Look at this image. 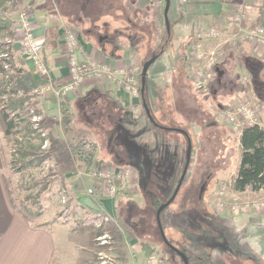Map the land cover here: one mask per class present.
I'll return each instance as SVG.
<instances>
[{"label": "rangeland", "instance_id": "obj_1", "mask_svg": "<svg viewBox=\"0 0 264 264\" xmlns=\"http://www.w3.org/2000/svg\"><path fill=\"white\" fill-rule=\"evenodd\" d=\"M261 2L264 7V1ZM35 3V0L31 3L30 0H20V2L10 6L7 15L13 21L10 29L13 35L7 37L8 35L5 33L2 35L0 41V54H2V50L13 54L16 58V67L19 68L21 65H19L17 60L22 61L24 57L16 49L17 44H20V49L25 53L26 57L32 59L22 45V38L25 36L22 16L29 18L31 22L30 32L27 30L26 34L30 33L33 35L34 25L32 15L37 5ZM164 3L165 1L161 0L159 17ZM174 4H171V11H169L170 33L167 31L164 17H160L158 20L162 28L161 34L158 32L159 27L152 23H150L149 31H147L148 35L146 38L150 48L155 49L154 51L157 54L163 52V55L156 60L157 62L165 61L167 58L170 61L175 60L177 58L176 50L178 47L183 46V50L189 47L187 39H182L176 31L177 24L173 16ZM48 7H54V10L57 13L59 12V5L53 6V3H51ZM70 21H72V17H68L67 20L63 18L59 24L62 27L72 26L80 32L78 24H82V22L77 20L72 23ZM104 31L106 35L108 31ZM116 36L117 34L115 33L114 38L111 37V40L116 41ZM44 47L43 45V57ZM103 48L108 50L105 45ZM149 56L144 57L143 64ZM66 64L68 67L67 60ZM24 66L25 63H22V67ZM141 70L142 65L139 66V75L136 77V81L139 84L141 83ZM31 73L34 75V81L29 89V96H31L30 101L27 103L29 115L24 117L30 118L34 123V128L37 130L35 137H26L20 133L24 123L19 121V118L14 117L18 124L17 128L9 137H6L4 133L0 141L5 158L1 165H3L5 182L7 181V184H9L12 192L10 195L15 205L22 213L25 212L23 209L25 202L28 208L34 212L41 205L43 210H55V218L58 221L67 223V219L71 218L74 220V226L77 228L96 230L97 235L94 243L96 249L93 250V252H96V256L90 264H100L103 259H108V263L106 264H112L113 261L119 264H147L148 258L145 256L141 244L146 240L148 235L144 237L145 239L143 237L140 238L141 236L137 238V234L132 231L130 225L126 222L127 225L124 224V217L121 214H119L120 218L118 220L111 221L109 217L107 219L102 213H93L84 208L81 209L76 203L75 198L77 194L79 195L87 190H91L102 198L118 197L120 212L124 211L123 209L127 202L133 207L143 206L145 203V193L151 189L149 180L153 177V171L155 170L161 171L167 178L166 181L172 183L170 191H166V196L169 198L177 186V180L182 174L187 159V140L185 136L179 132L167 131L162 129V127L158 128L154 126L150 122L142 105L136 109L138 117L133 121L130 113L119 117V107L116 108L111 100L109 103L105 99L98 100L97 103H90V97H83L84 95L82 96L80 93L83 91L82 89L86 80L75 91L58 97L55 92L69 81L59 85L50 76H40L43 82L38 83L36 77L39 75L36 73V70L35 73ZM181 74H184L183 70ZM225 79L226 92L237 88L241 89L243 86L229 82L227 78ZM148 81L149 78H147ZM188 81L189 83L186 86L188 93L185 95V98L182 94H179L178 88H173V96L176 98L170 100L160 96L159 110L156 109L154 101H152L151 106L157 124L160 123L164 125V128L168 129H174V127L180 125L190 132L193 142L190 171L186 183L179 197L161 215L166 236L172 243L178 245L181 243L183 245L181 250L190 257L191 264H197L199 262L198 258H201L204 254L195 245L207 237L219 243L222 241L233 242L236 244L238 252L241 255L247 254L250 256V253L254 260H257L260 264H264V250L259 248L257 244L258 235L261 231L252 228L254 224H252L251 228L245 227L246 229H241L238 226L240 223L250 226L249 220L252 213L241 217L231 215L233 213L232 204L234 201L247 202L257 199L238 198V196L236 198V192L230 186L233 169L232 162L236 159L238 151L235 139L236 135L240 132H234L232 128L229 129L228 127L227 129L215 127V129H212V127L208 126L209 123L217 119H215L217 116H214V110L217 109L218 104H226L227 100L222 96L216 95L219 98L212 102L209 96L203 95L196 89L195 85H191L192 80L190 78ZM213 86V88L219 87L218 80L214 81ZM85 98L88 101L85 102ZM177 98H183L184 101L181 102L182 99H179V101ZM53 99L57 100L55 103L58 106H53L49 102V100ZM60 100L67 103L73 111V123L67 133L62 130V113L58 102ZM159 104L156 101V105L158 106ZM91 118L92 123L89 121ZM57 138L75 143L82 141L94 143L97 147L90 169L87 170L83 162L77 161L70 149L61 151L58 146L52 144V139ZM25 143L40 146L39 155H41L39 158H42L43 161L38 165L33 163L27 169L19 172L17 171V160L19 158L17 150L21 147V144ZM115 148L121 149L119 151L122 152L121 157L130 166L119 165L116 162H119V159L115 154L116 151L113 152ZM101 165L109 167V171L120 166L119 171H121L122 178L118 179L115 177L112 181L111 185L116 188V193L112 196L108 195L105 190L109 185L108 178L93 174V170ZM207 172L214 174L211 180H205L209 176ZM137 174L140 180H138ZM78 178L79 181H76ZM39 182L41 184H38ZM204 182L209 185L203 200L205 204L197 208L192 206L189 208L183 207V204L185 205L183 202L186 201L187 203L188 201L186 195L190 192V189L193 191V197L196 200L198 199L196 191ZM222 184L227 186V190L219 198L217 191ZM126 191L131 194H127ZM27 196L32 198L27 201ZM130 197L132 200H129ZM221 202L224 203L223 206L218 205ZM199 211L206 213L205 218L208 221L201 222L203 219L199 217ZM258 212H264V210ZM239 214H242V212H239ZM140 219L141 216L139 217L137 212L132 219L133 225L141 226L143 219L141 221ZM200 226L202 227L200 228ZM137 229L139 231L140 227ZM184 230H186V233ZM119 234L129 237L130 240L120 238ZM100 238L102 240L106 238L109 245H101ZM132 241H136L137 243L134 248L128 245ZM151 246L155 245L151 243ZM162 247L167 254L162 252ZM154 250L152 256L157 260L158 264H180L179 256L173 252H169L164 246H155ZM231 252V249L222 248V244H217L215 247L213 246L211 257L208 258L210 261L206 260L207 264H230L227 263L229 258L227 256L229 253L232 254ZM101 253L106 254L108 258L103 257L101 259ZM244 264L253 263L246 261Z\"/></svg>", "mask_w": 264, "mask_h": 264}, {"label": "crops", "instance_id": "obj_2", "mask_svg": "<svg viewBox=\"0 0 264 264\" xmlns=\"http://www.w3.org/2000/svg\"><path fill=\"white\" fill-rule=\"evenodd\" d=\"M261 1L171 0V4L175 3L173 16L176 19V31L182 39H187L189 47H186V50H183V46L178 47L175 60L170 61L167 58L162 62L155 61L151 66L147 82L148 95L146 96L151 106L154 101L156 109L159 110L160 96L170 100L176 98L173 96V88H178L179 94L185 98L188 93L186 86L189 78L192 80L191 85L196 86L192 77L194 63L191 52L199 32L211 27L226 28L236 6L243 8L246 25H264V7ZM31 2L34 0H30ZM35 2L37 5L32 15L33 35L45 46L44 58L49 65V76L59 85L69 81L64 48L65 26L62 27L59 24L61 19L67 20L68 17H72L70 22L77 20L82 22L78 24L80 27L78 28L85 55L111 67H126L128 70H135L136 77L139 75V66L144 65L143 60L146 54H151L155 50L150 48L146 38L150 23L156 24L159 27V34L162 33L158 21L161 0H35ZM51 3L53 6L59 5L58 13L54 7H48ZM104 30L108 31L106 35ZM116 30H119V34L114 32ZM115 33L118 36H116V41L108 38H114ZM104 45L108 50L103 48ZM214 46L213 43L205 44L207 50ZM20 47V44L16 45V49L24 57L23 64L25 63L26 68L35 73V62L27 58ZM224 53V57L217 66L219 71L224 72L221 83L218 82L219 87L213 88L212 86L213 89L211 88L207 96L212 99V102L220 96L226 98L227 102L218 104L217 109L214 110V116H217L215 117L217 119L208 125L212 129H227V127L231 129L219 118L220 112L225 108L236 107L248 99L264 102V48L256 44L233 47L227 45ZM243 76L250 78L246 85L242 84ZM225 78L229 82L243 85L242 88L236 87L237 89L226 92ZM36 80L38 83L43 82L40 76H37ZM82 90L81 95L89 96L90 103H97L98 100L104 99L109 103L111 100L116 108L119 107V117L130 113L133 121L138 117L136 109L143 106L141 94L135 98L127 90L117 88L105 81L87 79ZM181 99V102L184 101L183 98ZM86 101L88 99L85 98ZM49 102L53 106H58L51 100ZM261 106L263 108L262 123L264 124V106ZM89 121L92 123V118ZM3 135V128L0 124V141ZM240 136L241 132L236 135L235 139L238 151L236 159L232 162L231 177L236 174L240 164ZM76 181H79V178ZM86 192L77 194L75 198L81 209L102 213L111 221L118 220V197L102 198L91 190ZM237 196L250 199L264 197V190L258 193L236 192L235 197ZM251 213L250 226H246L245 223H240L238 226L241 229L251 228L254 224L252 228L261 231L258 235V247L264 250V212H242V214L232 213L231 215L241 217ZM55 214V210L49 209H44L37 217L28 218L23 214L8 191L5 172L0 166V264H90L96 256V252H93L96 249L94 246L96 230L77 228L71 218L67 219V223L51 222ZM105 245H109V242ZM128 245L134 248L137 243L132 241Z\"/></svg>", "mask_w": 264, "mask_h": 264}, {"label": "built area", "instance_id": "obj_3", "mask_svg": "<svg viewBox=\"0 0 264 264\" xmlns=\"http://www.w3.org/2000/svg\"><path fill=\"white\" fill-rule=\"evenodd\" d=\"M264 1V0H262ZM245 12L241 6H236L230 23L226 28L211 27L199 32L193 44L191 58L194 63L192 77L196 82L197 90L204 94H210L214 81L217 80V66L224 56V49L228 46H241L244 44H256L264 48V25H246ZM23 32L22 45L27 54L35 62V70L39 76H49L50 71L43 57V43L37 41L30 33L31 22L29 18L22 16ZM64 48L66 60L69 69V82L62 86L55 93L58 97L75 91L87 79H97L114 85L117 88L125 89L137 98L141 94V86L136 81L135 70L128 71L125 67L115 68L103 62L97 61L85 55L80 41V33L73 27H65L64 31ZM206 43H213L215 46L206 49ZM141 74V73H140ZM242 84H248L250 78L242 77ZM263 108L259 101L253 99L244 100L236 107H228L219 114L221 121L228 124L234 132H242L245 127L262 123ZM103 165L93 170L96 176H104L108 178L109 185L106 187L108 195H114L116 188L111 185L112 181L117 177L121 179V171L113 168L109 171V167L103 169ZM227 190L225 184L220 185L217 195L224 194ZM216 195V196H217ZM238 201V200H237ZM232 204L233 213L239 212H258L264 210V197L254 199L247 202H237ZM223 202L219 206H223ZM108 219V218H107ZM106 219V220H107ZM101 245L108 243L106 238H100ZM108 258L104 253L100 254V258ZM108 263V259H103L100 264ZM112 264H117L113 261ZM147 264H158L157 260L151 256L147 259Z\"/></svg>", "mask_w": 264, "mask_h": 264}, {"label": "trees", "instance_id": "obj_4", "mask_svg": "<svg viewBox=\"0 0 264 264\" xmlns=\"http://www.w3.org/2000/svg\"><path fill=\"white\" fill-rule=\"evenodd\" d=\"M18 2H20V0H0V41L2 35H4L5 33H7L8 35L7 37L13 35L10 30L13 21L11 20V18L8 17L7 14L9 12L8 9L10 8V6L15 5ZM164 9H165V3L163 4L162 11L160 12V17L162 18L164 17ZM114 32L119 34V30H116ZM0 50H1V44H0ZM1 52L2 54H0V124L3 128V132L5 133L6 137L11 136L18 125L17 122L15 121V118H19L20 119L19 121H22L24 123V126H22L20 133H22L26 137H35V133L37 132V130L34 128V123L30 118L24 117L29 115L27 103L31 99V96H29V89L30 86L33 84L34 75L31 72H29L26 68L22 67L23 62L20 60L17 61L19 62V65H21V67L20 68L16 67L15 64L16 58L14 57L13 54L6 53L3 50ZM146 55L148 56L150 55L149 58L146 60L148 61L155 56H157L159 59L163 55V52L157 54L155 53V51H153L151 54H146ZM217 80L219 82L218 77ZM139 86H141V83L139 84ZM147 95L148 94L146 89L145 92L146 100L148 99L146 97ZM51 101L55 103L57 100L53 99ZM148 101L149 99L147 100V102ZM258 101L261 105L264 106V102H262L261 100ZM58 102L60 104L61 113H62V121H61L62 130L65 133H67L69 131L68 130L69 127L73 123V111L71 110L70 106L64 101L60 100ZM12 115L14 116L12 117ZM52 141H53L52 144L58 146L61 151L70 149L74 158L77 161L83 162L86 165L87 170L90 169V166L92 165L93 162L94 152L97 147L94 143L87 141L75 143L73 141L63 140L61 138L52 139ZM240 148H241L240 164L236 174L230 180V186L232 190L236 192L249 191V192L258 193L261 190H264V124H255L252 126L245 127L242 130L240 136ZM40 149H41L40 146H35L32 145L31 143L21 144V147L17 150V155L19 157L17 160V171L21 172L27 169L33 163H35V165L41 163L43 159L39 158V156L41 155V154L39 155ZM4 160L5 158L3 154V149L0 143L1 167L3 166L1 164ZM38 184H41V182H39ZM6 185L9 193L12 194L9 188V184H7V181H6ZM208 188L209 185L207 184L203 198L201 199L203 205L205 204L203 200L205 198L204 196L206 195ZM199 191L200 188L197 190L198 193L196 194L198 195V199L196 200L193 197V193H192L193 191L191 190L188 198L189 200L195 199L196 202H194L193 204L189 202L186 208H189L191 206L194 207V205L200 202ZM127 194H131V193L127 192ZM31 198L32 197L27 196L26 199H28L27 201H29ZM148 199H151L149 190H147L145 193V202H147ZM129 200H132V198L130 197ZM23 209L26 212L25 215L28 218L37 217L43 211L41 205L37 211L35 212L32 211L30 208H28L26 202L25 204H23ZM123 210H124L123 212L119 211V214H121L124 217L123 218L124 224L127 225L126 223H128L130 225V228H132V231H134L137 234L136 237L138 238L139 236H141L140 238L142 237L144 238L145 236L148 235L146 240H144V242H142L141 244L142 250L147 258L153 255L152 253L155 251L154 250L155 246L164 245L166 248V245L161 240L160 231L155 217H154V221L149 217L147 218L146 213L144 212L141 213L140 211L136 210V207H133L131 204H129V202H127ZM137 211L139 212L138 214L139 217L141 216V219L145 220L144 217L147 219L145 221L142 220L141 224L144 230L142 233H140L137 229L138 227H135L132 223L133 221L132 219L136 215ZM51 222L55 223L58 222V220L57 218H55ZM136 231H138L139 234ZM119 235L120 238H125L127 240H130L129 237H125L122 234ZM155 236L156 237L159 236L160 239L155 238ZM151 243H153L155 246H151Z\"/></svg>", "mask_w": 264, "mask_h": 264}, {"label": "flooded vegetation", "instance_id": "obj_5", "mask_svg": "<svg viewBox=\"0 0 264 264\" xmlns=\"http://www.w3.org/2000/svg\"><path fill=\"white\" fill-rule=\"evenodd\" d=\"M109 39L111 38V37H108ZM150 70V69H149ZM221 86L223 85V84H220ZM148 100V99H147ZM147 100H146V103H147V106L149 107V110H150V112H151V115H152V117L154 118V122H152L150 119V122L154 125V126H156V127H158V128H161L162 127V129H164V130H167V131H175V132H178V131H176L177 129H181V130H183V131H185L188 135H189V137H190V139H191V144H192V149H191V152H190V161H189V166H188V170H187V173H186V175H185V177H184V180H183V182H182V185H181V188H180V190H179V192H178V194L176 195V197L174 198V200H173V202L170 204V205H172L174 202H175V200L179 197V195H180V193L182 192V188H183V186L185 185V183H186V180H187V176H188V174H189V171H190V163H191V158H192V152H193V142H192V138H191V135H190V133L186 130V129H183L180 125L178 126L177 125V127H174V129H168V128H164V125H161L160 123L159 124H157V121H156V119H155V117L153 116V110H152V108H151V103L148 101L147 102ZM144 108V107H143ZM144 110H145V108H144ZM145 112H146V110H145ZM149 118V117H148ZM179 133H181V132H179ZM181 134H183V133H181ZM184 136H185V138H186V140H187V159H186V162H185V165H184V168H183V171H182V174H181V176L178 178V180H177V186H178V184H179V182H180V180L182 179V176H183V172H184V169H185V166H186V164H187V160H188V155H189V143H188V138H187V136L185 135V134H183ZM121 149H117V148H115L114 149V151L113 152H115L116 151V156H117V158L119 159V162L118 161H116L117 163H119V165L120 164H122V165H127V166H130L129 165V163L128 162H126L125 161V159H123L122 157H121V153L122 152H119ZM120 155V156H119ZM123 161H125V162H123ZM153 177L152 178H150V182H149V184L151 185V189L149 190V193H150V195H151V199H148V201L147 202H145L144 204H143V206H137L136 207V210H138V211H140L141 213H146L147 214V218L149 217L150 219H152L153 221H154V217H155V219H156V222H157V212H158V210H159V208L161 207V206H163L164 204H167V202H169V200L172 198V196L174 195V193H175V191H176V188H177V186L175 187V189L173 190V193H172V196H170L169 198H167V196H166V191H170V189H171V187H172V183L171 182H168V181H166V177H165V175L160 171V172H158L157 170H155V171H153ZM191 174V173H190ZM138 175V174H137ZM208 177H206V180H211L212 179V177L214 176V174L212 173V172H209L208 173ZM138 180H140V177H139V175H138ZM193 186V185H192ZM206 186H207V183L206 182H204L201 186H200V191H199V199H200V202H198L196 205H194V207L195 208H197V207H199V206H203V203L201 202V199L203 198V195H204V192H205V190H206ZM191 190L192 189H190V192H191ZM190 192H188L187 193V195H186V198L188 199V201H187V203H186V201H184L183 203H185V205L183 204V207H186L187 206V204L190 202V203H194V202H196L195 200H192V199H190L189 200V195H190ZM197 192V191H196ZM198 193V192H197ZM170 205H168L167 207H169ZM167 207H165L164 209H163V211L167 208ZM137 211V212H138ZM163 211L160 213V222H161V224H162V220H161V215H162V213H163ZM139 213V212H138ZM150 214V215H149ZM205 216H206V213L204 212V211H202V212H200L199 211V217L200 218H202L203 220L201 221V222H203V221H208L206 218H205ZM145 220H147L146 218H145ZM136 224V223H135ZM140 224V223H139ZM185 224V223H184ZM138 225V224H137ZM157 225H158V222H157ZM135 227H140V229H139V232L140 233H142L144 230H143V228L140 226V225H138V226H136V225H134ZM162 226H163V224H162ZM202 226H200V228H201ZM158 228H159V226H158ZM163 229H164V227H163ZM186 229V228H185ZM159 231H160V229H159ZM185 231V233H186V230H184ZM138 232V233H139ZM165 232V231H164ZM165 235H166V233H165ZM160 236H161V233H160ZM188 236H190V235H188ZM167 237V236H166ZM155 238H159V236H155ZM160 239V238H159ZM168 239V238H167ZM161 240H162V242L166 245V249L167 250H169V252H173V253H175L176 255H178L179 256V259H180V264L182 263V264H185V262H184V260H183V258H182V256H181V254L183 255V256H185L186 257V259H187V263L188 264H191L190 263V257L186 254V253H184L182 250H181V248H182V244L181 243H179V245L181 246H179L178 244H175V243H172L171 241H169V243L171 244L170 246L169 245H167L164 241H163V239H162V236H161ZM183 243H185L186 244V242L185 241H183ZM220 245V244H222V248H227L228 250H232V254H228V256H227V258H228V261H227V263H230V264H244L246 261H248V262H252L253 264H260L257 260H254L253 259V256L249 253V255L250 256H248L247 254L246 255H241V253L240 252H238V249H237V247H236V244L235 243H229V242H227V241H222V242H217V241H214L212 238H210V237H207V238H205V240H202V241H199L196 245H195V247H197V249H200V250H202L203 252H204V254L201 256V258H198L199 259V262L197 263V264H200V260H201V264H207V261L206 260H208V261H210L208 258H210L211 257V254H212V248H213V246L215 247L216 245ZM161 247L160 245H157V247ZM164 246V245H163ZM165 247V246H164ZM162 252H165V250L163 249V247H162ZM166 253V252H165ZM167 254V253H166ZM241 255V256H240ZM224 258H226V257H224Z\"/></svg>", "mask_w": 264, "mask_h": 264}, {"label": "water", "instance_id": "obj_6", "mask_svg": "<svg viewBox=\"0 0 264 264\" xmlns=\"http://www.w3.org/2000/svg\"><path fill=\"white\" fill-rule=\"evenodd\" d=\"M165 1V9H164V20H165V24H166V27H167V31L168 33H170V21H169V11H170V6H171V0H164ZM158 59L157 56L151 58L150 60L146 61L144 63V65L142 66V70H141V74H140V77H141V98H142V103H143V107L145 108L146 110V113L149 117V119L154 122V118L152 117L151 115V112L149 110V107L147 106V103H146V99H145V92H146V89H147V78H148V75H149V69L151 68V66L153 65V63ZM223 74L224 72H221L219 71V69L217 68V75H218V78H219V81L221 83V79L223 77ZM176 131L178 132H181L183 134H185L188 138V143H189V155H188V160H187V164L185 166V169H184V172H183V176H182V179L180 180L177 188H176V191L174 193V195L172 196V198L169 200V202H167V204H164L163 206H161L157 212V222H158V226H159V229H160V233H161V236H162V239L163 241L167 244V245H171L165 235V232H164V229H163V226L160 222V213L163 211V209L165 207H167L168 205H170L174 198L176 197V195L178 194L180 188H181V185H182V182L184 180V177L187 173V170H188V166H189V161H190V152H191V149H192V144H191V139L189 137V135L181 130V129H177ZM185 264H188L187 263V259L185 256H183L181 254Z\"/></svg>", "mask_w": 264, "mask_h": 264}]
</instances>
